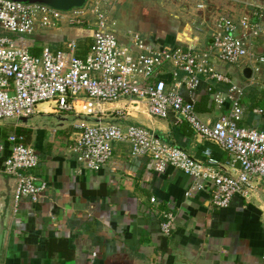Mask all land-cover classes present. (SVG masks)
I'll return each instance as SVG.
<instances>
[{
    "label": "crops",
    "instance_id": "crops-1",
    "mask_svg": "<svg viewBox=\"0 0 264 264\" xmlns=\"http://www.w3.org/2000/svg\"><path fill=\"white\" fill-rule=\"evenodd\" d=\"M109 11L122 44L138 33L155 47L205 52L212 43L210 21L216 24L222 16L237 21L255 18V13H264V0H111ZM259 23L262 31L254 51L264 57V18ZM93 37L94 28L66 24L31 36H14L35 56L45 47L58 51L73 40L81 58L89 52ZM214 63L244 90L240 125L264 131V116L254 114V109L264 108V64L255 71L244 63ZM201 81L196 110L204 121L214 123L229 114L231 104L217 105L207 87L226 96L231 85ZM181 94L190 99L187 91ZM126 104L122 101L109 108ZM128 113L126 120L116 122L144 127L196 160L206 161L209 151L217 172L237 174L230 167V155L215 143L199 139L188 123L152 117L145 104L130 105ZM29 119L16 124L15 131L2 125L0 129L23 135L38 151L41 164L30 173L36 185L45 183L47 189L38 202L25 199L15 212L17 182L6 178L1 183L0 210L8 212L1 264H264V183H251L247 197L237 196L229 207L216 209L208 189L186 197L196 183L193 178L173 168L156 173L150 159L131 156L129 144H113V159L101 171L84 170L75 149L82 128L93 123L89 118L42 104L31 123ZM151 198L158 204L153 205ZM170 210L176 229L165 237L161 235L163 213Z\"/></svg>",
    "mask_w": 264,
    "mask_h": 264
},
{
    "label": "built area",
    "instance_id": "built-area-1",
    "mask_svg": "<svg viewBox=\"0 0 264 264\" xmlns=\"http://www.w3.org/2000/svg\"><path fill=\"white\" fill-rule=\"evenodd\" d=\"M110 4L111 0H88L82 8L62 11L41 3L0 0V121L32 118L40 105L48 104L56 112L93 120L82 128L75 149L84 170L101 171L113 159V144L124 143L130 145L133 158L150 159L156 173L173 168L193 178L196 183L186 197L208 189L216 209L229 207L237 196L247 197L246 187L264 183V131L240 125L244 90L234 85L214 60L232 66L244 63L258 71L264 57L257 56L254 42L262 31L259 21L264 13L238 21L219 17L207 51L196 52L155 47L139 34H131L128 44L120 43L110 27L115 25ZM64 24L94 28L93 44L85 57L78 56V43L73 40L63 49L45 47L35 56L28 45L14 38ZM203 78L231 85L226 96L213 93V86L207 87L217 105L231 104L229 114L214 123L204 121L195 106ZM181 90L188 92L189 100ZM122 101L127 102L125 108H109ZM139 104H145L152 117L188 123L199 139L215 143L230 155V167L237 174L217 172L209 151L206 161L196 160L144 127L116 122L127 119L130 105ZM254 114L264 116V108L254 109ZM0 160L1 172L17 182L15 212L25 199L38 202L47 189L45 183L36 185V177L30 173L41 164L38 151L23 135L13 133L5 138L0 129ZM151 203L158 204L155 198ZM175 229V215L171 210L164 212L161 235L170 236Z\"/></svg>",
    "mask_w": 264,
    "mask_h": 264
},
{
    "label": "water",
    "instance_id": "water-1",
    "mask_svg": "<svg viewBox=\"0 0 264 264\" xmlns=\"http://www.w3.org/2000/svg\"><path fill=\"white\" fill-rule=\"evenodd\" d=\"M45 4L62 11H70L75 8H82L88 0H18ZM250 70L248 69V72ZM8 212L0 210V264L2 261V250L7 231Z\"/></svg>",
    "mask_w": 264,
    "mask_h": 264
},
{
    "label": "rangeland",
    "instance_id": "rangeland-1",
    "mask_svg": "<svg viewBox=\"0 0 264 264\" xmlns=\"http://www.w3.org/2000/svg\"><path fill=\"white\" fill-rule=\"evenodd\" d=\"M113 21L115 22L114 19H113ZM210 23H211V27L215 26V21L212 20V21H210ZM110 27L115 32L117 30L116 22H115V25L111 24ZM203 27H204V25L201 27V29ZM208 28L209 27H205L204 29L206 30ZM133 34H138V33H133ZM32 118L28 120V123L32 122V120H33ZM23 122H24L23 120L21 121V120H13V119H4V120L0 121V125H2L3 127H5L8 130L15 131V129H16L15 127H17L16 124L19 125V123H23ZM6 178H10V177L6 176L5 174L0 173V185H1V183L5 182Z\"/></svg>",
    "mask_w": 264,
    "mask_h": 264
},
{
    "label": "trees",
    "instance_id": "trees-1",
    "mask_svg": "<svg viewBox=\"0 0 264 264\" xmlns=\"http://www.w3.org/2000/svg\"><path fill=\"white\" fill-rule=\"evenodd\" d=\"M82 118L87 119V118H85V117H82ZM9 135H11V134H8V133L4 132V137H5V138H6L7 136H9Z\"/></svg>",
    "mask_w": 264,
    "mask_h": 264
}]
</instances>
